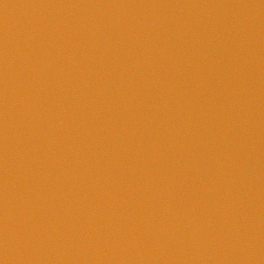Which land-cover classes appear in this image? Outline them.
I'll return each mask as SVG.
<instances>
[{"label":"water","instance_id":"obj_1","mask_svg":"<svg viewBox=\"0 0 264 264\" xmlns=\"http://www.w3.org/2000/svg\"><path fill=\"white\" fill-rule=\"evenodd\" d=\"M0 264H264V0H0Z\"/></svg>","mask_w":264,"mask_h":264}]
</instances>
